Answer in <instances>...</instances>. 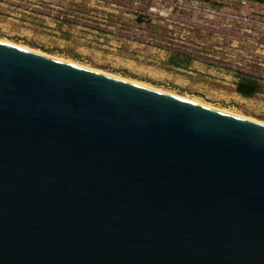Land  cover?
<instances>
[{
  "label": "water",
  "instance_id": "1",
  "mask_svg": "<svg viewBox=\"0 0 264 264\" xmlns=\"http://www.w3.org/2000/svg\"><path fill=\"white\" fill-rule=\"evenodd\" d=\"M0 264H264V123L0 40Z\"/></svg>",
  "mask_w": 264,
  "mask_h": 264
},
{
  "label": "rangeland",
  "instance_id": "2",
  "mask_svg": "<svg viewBox=\"0 0 264 264\" xmlns=\"http://www.w3.org/2000/svg\"><path fill=\"white\" fill-rule=\"evenodd\" d=\"M0 38L264 121V3L0 0Z\"/></svg>",
  "mask_w": 264,
  "mask_h": 264
},
{
  "label": "bare ground",
  "instance_id": "3",
  "mask_svg": "<svg viewBox=\"0 0 264 264\" xmlns=\"http://www.w3.org/2000/svg\"><path fill=\"white\" fill-rule=\"evenodd\" d=\"M0 40L5 41V42H9V43H12V44H16V45L21 46V47H24V48H29V49H33V50H35V51L43 52V53H46L47 55H51V56H54V57H58V58H61V59H65V60H67V61L75 62V61H72L71 59H66V58L61 57V56H57V55H53V54H49V53L44 52V51H42V50H40V49H35V47H34V48H31V47H29V46H27V45H24V44H21V43H17V42H14V41H11V40H8V39H5V38H0ZM75 63H78V62H75ZM78 64H82V63H78ZM83 65H84V64H83ZM85 66L90 67V68H93V69H96V70H99V71H102V72H105V73L112 74V75H114V76H118V77H121V78L127 79L126 77L119 76V75H116V74H114V73H111V72H108V71L102 70V69H97L96 67L94 68V67H91V66H89V65H85ZM127 80H131V81H134V82H137V83H140V84H144V85H147V86H151V87H153V88H156V89H159V90H162V91H165V92H169V93H172V94H175V95L182 96V95H180V94H177L176 92H171V91H169V90H166V89H163V88H160V87H156V86H153V85H150V84H146V83H143V82H140V81H137V80H133V79H127ZM182 97L187 98V99H190V100H193V101H196V102H199V103H203V104H206V105H209V106H212V107H216V108H219V109H222V110H225V111H228V112H231V113H234V114H237V115H241V116H244V117H247V118H250V119H253V120H256V121H259V122L264 123L263 120H258V119L254 118V117L247 116V115H243V114H240V113H238V112H235V111L230 110V109H227V108H223V107H220V106H216V105H213V104H211V103H206V102L200 101V99H197V98H191V97H187V96H184V95H183Z\"/></svg>",
  "mask_w": 264,
  "mask_h": 264
},
{
  "label": "trees",
  "instance_id": "4",
  "mask_svg": "<svg viewBox=\"0 0 264 264\" xmlns=\"http://www.w3.org/2000/svg\"><path fill=\"white\" fill-rule=\"evenodd\" d=\"M264 3V0H258ZM238 79L236 81V90L245 97L255 95L261 87V83L258 78L248 72L238 71Z\"/></svg>",
  "mask_w": 264,
  "mask_h": 264
},
{
  "label": "built area",
  "instance_id": "5",
  "mask_svg": "<svg viewBox=\"0 0 264 264\" xmlns=\"http://www.w3.org/2000/svg\"><path fill=\"white\" fill-rule=\"evenodd\" d=\"M158 1H159V0H158ZM240 1H241V3H242L243 5L248 4L250 1H255L256 3H260V1H258V0H240ZM261 3H263V2H261ZM152 7H153V9H154L156 12H158V13H160V14H163V13H164L158 5H154V6H152ZM213 10H214V9H213ZM245 18H247V17H245Z\"/></svg>",
  "mask_w": 264,
  "mask_h": 264
},
{
  "label": "crops",
  "instance_id": "6",
  "mask_svg": "<svg viewBox=\"0 0 264 264\" xmlns=\"http://www.w3.org/2000/svg\"><path fill=\"white\" fill-rule=\"evenodd\" d=\"M261 3V2H260Z\"/></svg>",
  "mask_w": 264,
  "mask_h": 264
}]
</instances>
